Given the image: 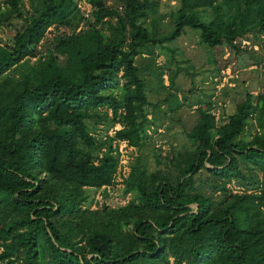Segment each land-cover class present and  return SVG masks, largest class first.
<instances>
[{"label":"trees","instance_id":"trees-1","mask_svg":"<svg viewBox=\"0 0 264 264\" xmlns=\"http://www.w3.org/2000/svg\"><path fill=\"white\" fill-rule=\"evenodd\" d=\"M23 1L0 0V20H20L0 42V264H264V81L225 122L201 110L186 132L194 144L163 166L150 169L137 155L125 184L138 200L82 206L85 187L111 183L119 158L111 143L93 154L90 122L120 123L113 138L144 144L145 81L135 64L143 47L152 52L190 26L212 48L242 51L248 34L252 44L262 40L264 0H176L173 27L161 36L139 20L156 0H87L90 17L77 0H42L33 16ZM205 8L208 16L198 12ZM52 25L61 30L46 55L9 74L37 55ZM253 117L259 129L238 140ZM240 159L261 171L258 190L227 186L244 178ZM203 168L218 194L196 184Z\"/></svg>","mask_w":264,"mask_h":264},{"label":"rangeland","instance_id":"rangeland-1","mask_svg":"<svg viewBox=\"0 0 264 264\" xmlns=\"http://www.w3.org/2000/svg\"><path fill=\"white\" fill-rule=\"evenodd\" d=\"M156 10L140 18V22L156 36H161L171 30L174 23L176 0H156ZM85 16H91V6L87 0H77ZM108 4H115V0H107ZM22 10L29 16L36 15L43 8L42 0H24ZM203 16H208L210 8L199 9ZM20 20L13 19L11 23L0 20V42H10L15 32V26ZM61 28L50 26L41 40L36 56L26 58L14 66L8 73L14 77L20 76L32 64L43 58L49 47H52L54 37ZM242 38L240 46L245 49L230 50L227 46L210 47L200 38L198 29L185 26L183 32L172 40H162L152 44V52H148L151 45L143 47L136 55L135 64L145 81L146 121L144 123L146 136L141 147L124 145L115 142L114 130L120 123H110L108 120L93 124L96 143L91 148L93 154L101 155L111 143L114 153L118 155L119 166L130 168L132 160L137 155L143 156L150 169L163 166L167 155L173 150H184L194 142L186 132L199 119L201 110L212 112L218 123L225 122L229 113L233 112L237 102L245 98L246 92L256 94L262 89L264 81V33L262 40L252 44V34ZM258 54L263 56L260 60ZM230 58L224 65L225 58ZM253 60L256 63L247 64ZM3 76H0V79ZM104 110V107L101 108ZM110 114V110H107ZM248 124V130L240 135L238 140H244L249 133L258 130L255 118ZM121 162V164H120ZM113 175L111 183L99 187L86 186V198L83 207L96 208L102 204L118 206L131 199L138 200L135 188L128 189L125 175L118 169ZM239 167L244 178L231 177L227 186L234 191L258 190L260 188L261 171L253 164L240 159ZM127 173V170H126ZM196 184L206 192H214L212 178L203 168L196 174ZM215 191L214 194H218ZM196 207L195 203L190 204ZM171 264V263H170Z\"/></svg>","mask_w":264,"mask_h":264},{"label":"built area","instance_id":"built-area-1","mask_svg":"<svg viewBox=\"0 0 264 264\" xmlns=\"http://www.w3.org/2000/svg\"><path fill=\"white\" fill-rule=\"evenodd\" d=\"M115 142H121V143H124V145L128 144V142L125 139H122V140L116 139ZM118 160L123 161L124 159L120 158ZM120 164H121V162H120ZM118 169L121 170L126 175V174H128L130 168H129V165H128V168H126V166H123V168H121V166H119V163H118ZM126 170H127V173H126Z\"/></svg>","mask_w":264,"mask_h":264}]
</instances>
